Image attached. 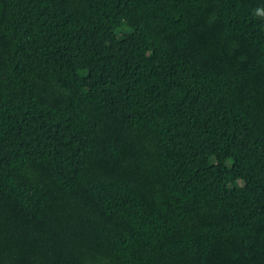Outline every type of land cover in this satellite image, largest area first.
I'll list each match as a JSON object with an SVG mask.
<instances>
[{
    "label": "trees",
    "instance_id": "obj_1",
    "mask_svg": "<svg viewBox=\"0 0 264 264\" xmlns=\"http://www.w3.org/2000/svg\"><path fill=\"white\" fill-rule=\"evenodd\" d=\"M0 264H264V0H0Z\"/></svg>",
    "mask_w": 264,
    "mask_h": 264
},
{
    "label": "rangeland",
    "instance_id": "obj_2",
    "mask_svg": "<svg viewBox=\"0 0 264 264\" xmlns=\"http://www.w3.org/2000/svg\"><path fill=\"white\" fill-rule=\"evenodd\" d=\"M208 157V154L206 152L201 154L202 159H206ZM231 161H228L227 164H230Z\"/></svg>",
    "mask_w": 264,
    "mask_h": 264
}]
</instances>
